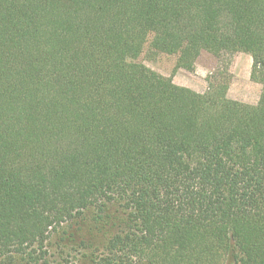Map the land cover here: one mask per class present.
Segmentation results:
<instances>
[{"label":"trees","instance_id":"16d2710c","mask_svg":"<svg viewBox=\"0 0 264 264\" xmlns=\"http://www.w3.org/2000/svg\"><path fill=\"white\" fill-rule=\"evenodd\" d=\"M0 264H264V0H0Z\"/></svg>","mask_w":264,"mask_h":264},{"label":"rangeland","instance_id":"374dc122","mask_svg":"<svg viewBox=\"0 0 264 264\" xmlns=\"http://www.w3.org/2000/svg\"><path fill=\"white\" fill-rule=\"evenodd\" d=\"M125 53L129 54L128 49L125 50ZM135 58L134 61L148 69L164 77H172L174 84L200 94L206 92L209 78L220 73L230 79L226 93L228 99L250 105H255L258 101L260 86L250 79L251 58L248 55L242 53L224 54L220 58H216L207 52H201L192 73L186 72L184 69H175L176 55L151 53L148 44L137 50ZM130 59L127 57V60ZM60 256L63 257V253L52 248L51 253L46 256L47 262L51 263Z\"/></svg>","mask_w":264,"mask_h":264}]
</instances>
